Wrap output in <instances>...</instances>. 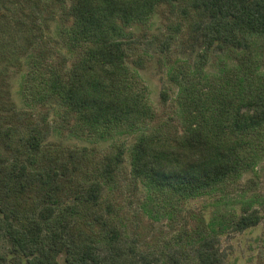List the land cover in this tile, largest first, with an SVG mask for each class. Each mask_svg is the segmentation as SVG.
I'll return each mask as SVG.
<instances>
[{
  "label": "trees",
  "instance_id": "obj_1",
  "mask_svg": "<svg viewBox=\"0 0 264 264\" xmlns=\"http://www.w3.org/2000/svg\"><path fill=\"white\" fill-rule=\"evenodd\" d=\"M161 7H180L191 19L186 45L203 48L202 60L210 52H242L245 68L243 88L223 94L172 73L181 106L173 130L134 86L130 67L134 28L146 32ZM64 16L70 64L44 75L36 91L56 105L68 131L101 138L142 131L129 150L132 178L167 202L210 193L253 168L264 152V80L256 67L264 63V0H71ZM173 40H160L162 53H171ZM31 127L0 126V147L15 158L0 163V240L13 253L33 264H60L62 255L63 264H225L202 218L189 246L170 242L150 256L129 245L119 202L110 198L122 183L126 148L94 160L74 150L52 153L43 131ZM261 221L258 211L244 214L234 231Z\"/></svg>",
  "mask_w": 264,
  "mask_h": 264
},
{
  "label": "rangeland",
  "instance_id": "obj_2",
  "mask_svg": "<svg viewBox=\"0 0 264 264\" xmlns=\"http://www.w3.org/2000/svg\"><path fill=\"white\" fill-rule=\"evenodd\" d=\"M70 5L71 0L63 6L57 0H0V126L20 132L37 126L50 152L74 150L92 160L117 146L125 147L122 183L110 198L119 202L127 243L141 253L158 255L170 242L189 246L194 241L193 226L202 218L204 233L218 239L225 264H264V152L251 170L212 192L167 202L132 178L129 150L142 131L117 132L106 138L73 133L52 101H40L36 87L42 86L44 75L70 64L72 53L62 38L64 12ZM190 22L180 7H161L146 32L134 28L137 36L130 64L134 86L145 93L171 130L181 118L180 87L171 80L172 73L182 72L215 94L240 91L245 77L239 57L242 52H210L202 60L203 48L187 46ZM167 36L174 37L170 54L159 47ZM258 58L261 60V53ZM257 64L258 75L264 80V63ZM162 93L168 95L166 102ZM13 159L14 154L1 146L0 163L10 164ZM253 211L261 214V223L235 232L237 219ZM185 228L189 231H183ZM0 255L7 259L6 264H33L13 253L6 238L0 240ZM64 258H59L60 264Z\"/></svg>",
  "mask_w": 264,
  "mask_h": 264
}]
</instances>
